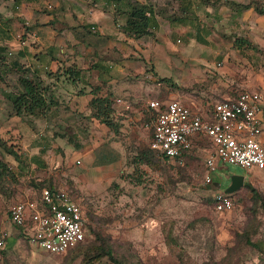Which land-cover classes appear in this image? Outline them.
<instances>
[{
    "label": "crops",
    "instance_id": "obj_1",
    "mask_svg": "<svg viewBox=\"0 0 264 264\" xmlns=\"http://www.w3.org/2000/svg\"><path fill=\"white\" fill-rule=\"evenodd\" d=\"M128 2H138L152 10L156 21L152 36L135 39L127 34ZM250 2L178 0L181 18L173 19L168 16L173 4L163 0H0V44L6 46L0 47V58H10L0 61V69L6 75L12 71L21 73L22 78L13 74L6 81L17 87L14 92L0 83V160L10 171L8 180L16 179L13 192H8L11 200L5 201L0 192V207L34 196L39 189L29 186L33 180L58 179L67 174L77 157L81 158L77 167L83 169L82 178L94 175L97 169L88 170L86 165L97 157L95 151L102 139L93 131L103 124L92 116L91 100L108 96L115 107L123 106L117 104L118 99L126 105L131 97L135 102L143 100L148 90L145 80L152 78L147 71L151 69L157 77L181 89L169 93L171 100L180 101L200 115L208 113V104L213 100L233 99L243 91L257 92L261 97L262 124L258 140L264 146V67L254 65L264 57V15L257 14L253 7H237ZM192 13L199 17L198 23L191 22ZM221 33L236 34L237 39L228 42ZM178 36L188 43L176 46ZM131 54L135 55L133 60ZM219 58L221 62L216 64L214 60ZM132 74L140 78L132 81ZM24 83L38 86L41 106L30 111H43L41 114L18 117L13 104L5 98L23 93ZM182 89L191 90L190 95ZM117 114L113 111L112 117L118 122ZM84 131L85 138L81 136ZM72 134L83 145L78 151V142L70 139ZM200 138H193V148ZM103 162L114 164L105 157ZM45 165L51 167L44 171ZM240 170L238 175L243 177L252 173L247 176L251 181L262 176L257 170ZM215 174L223 181L233 176L223 164ZM219 185L217 191L224 192L222 182ZM2 224L0 233H7L6 244L11 248L21 237L8 216H3ZM256 256L263 258L264 251Z\"/></svg>",
    "mask_w": 264,
    "mask_h": 264
},
{
    "label": "rangeland",
    "instance_id": "obj_2",
    "mask_svg": "<svg viewBox=\"0 0 264 264\" xmlns=\"http://www.w3.org/2000/svg\"><path fill=\"white\" fill-rule=\"evenodd\" d=\"M163 1L173 4L168 16L180 19L178 0ZM249 1L254 9L264 12V0ZM189 17L193 24L199 22L194 13ZM2 27L0 21V31ZM221 35L228 42L237 39L233 33ZM176 40L174 44L179 48L188 43L181 36ZM0 47L6 46L0 44ZM134 56L131 54L130 59ZM7 59L0 58V61ZM260 59L254 65L264 67V57ZM214 61L217 64L221 58ZM147 72L152 73V78L145 80L148 90L143 100L135 102L131 97L129 106L120 107L113 106L116 104L112 101L109 116L112 126L103 124L93 131L102 139L94 162L86 165L88 170L97 169L94 175L82 178L83 169L77 167L81 158L77 157L67 174L54 180H33L29 184L36 189L42 186L64 189L81 204L87 221L84 241L74 250L50 255L21 238L11 248L6 240L5 247L0 248V264H264V257L256 256L264 251V171L252 181L247 177L252 173L244 175L243 186L232 193L234 207L226 212L216 211L213 195L221 188L219 183L226 189L231 181L229 178L218 180L215 174L213 184L204 185V160L211 149L206 138L197 140V146L182 164L166 162L149 148L154 115L148 103L168 102L172 99L169 93L181 89L157 77L152 69ZM13 74L21 76L14 71L6 75L0 69V83L11 92L17 87L6 81ZM139 78L136 74L131 76L132 81ZM182 90L190 95L191 90ZM2 93L6 92L2 90ZM216 102L213 100L208 108ZM113 111H118V122L112 117ZM81 136L86 137L85 131ZM70 139L78 142L75 151L83 148L77 135L72 134ZM102 156L114 160V164L104 163ZM50 167L45 165L43 170ZM226 171L232 175L242 173L235 166H226ZM15 182L16 179L9 181L8 177L0 181L5 201L11 200L8 192H13ZM246 185L252 186L255 192ZM11 204L0 207V225Z\"/></svg>",
    "mask_w": 264,
    "mask_h": 264
},
{
    "label": "built area",
    "instance_id": "obj_3",
    "mask_svg": "<svg viewBox=\"0 0 264 264\" xmlns=\"http://www.w3.org/2000/svg\"><path fill=\"white\" fill-rule=\"evenodd\" d=\"M116 102L126 105L122 99ZM260 105L261 97L253 91L214 103L206 115L195 113L178 100L150 101L148 108L155 115L149 148L166 162L182 164L193 148V138H206L211 145L204 160L206 186L213 184L219 164L264 171V146L258 140L262 134ZM213 205L216 211L226 212L234 207V201L230 194L216 191ZM7 216L23 241L50 255L71 251L85 239L83 208L61 188H40L29 199L11 205ZM6 238L7 233L1 232L0 248L5 247Z\"/></svg>",
    "mask_w": 264,
    "mask_h": 264
},
{
    "label": "trees",
    "instance_id": "obj_4",
    "mask_svg": "<svg viewBox=\"0 0 264 264\" xmlns=\"http://www.w3.org/2000/svg\"><path fill=\"white\" fill-rule=\"evenodd\" d=\"M129 9L127 11V19L125 24V31L127 34L135 39L145 36H152V30L156 27V21L152 16V10L146 5L139 4L138 2H128ZM236 6V5H235ZM238 10H245L253 7L251 2L249 5H237ZM254 9V8H253ZM259 15H264V12L254 9ZM167 81L166 79H162ZM24 92L15 96H5V98L13 104L15 115L22 117L23 115L34 114L38 112L41 114L43 111H30L35 107L41 106L40 99L38 98V86L31 83H24ZM112 100L107 96L105 98H95L90 102V107L93 110L92 116L101 124L111 127L112 123L109 120ZM150 110V109H149ZM155 115V113L150 110ZM17 158V157H16ZM10 171L7 165L0 160V181L8 177ZM251 192H255L252 186L246 185ZM43 187V186H42ZM39 187L38 189L42 188ZM51 188V187H50ZM264 208V204H263ZM78 247V246H77ZM76 247V248H77ZM75 248V249H76ZM74 250V249H73Z\"/></svg>",
    "mask_w": 264,
    "mask_h": 264
},
{
    "label": "water",
    "instance_id": "obj_5",
    "mask_svg": "<svg viewBox=\"0 0 264 264\" xmlns=\"http://www.w3.org/2000/svg\"><path fill=\"white\" fill-rule=\"evenodd\" d=\"M230 181L231 185L224 190L226 194H232L233 192L241 188L244 184V177L240 175H233L231 176Z\"/></svg>",
    "mask_w": 264,
    "mask_h": 264
}]
</instances>
